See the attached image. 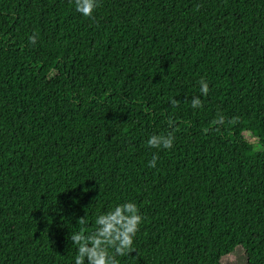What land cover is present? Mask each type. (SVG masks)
I'll return each mask as SVG.
<instances>
[{
    "label": "trees",
    "instance_id": "trees-1",
    "mask_svg": "<svg viewBox=\"0 0 264 264\" xmlns=\"http://www.w3.org/2000/svg\"><path fill=\"white\" fill-rule=\"evenodd\" d=\"M98 4L0 0V264H74L129 201L119 264H264V0Z\"/></svg>",
    "mask_w": 264,
    "mask_h": 264
},
{
    "label": "clouds",
    "instance_id": "clouds-1",
    "mask_svg": "<svg viewBox=\"0 0 264 264\" xmlns=\"http://www.w3.org/2000/svg\"><path fill=\"white\" fill-rule=\"evenodd\" d=\"M75 10L84 17H92L94 10L99 6L98 0H74ZM37 34L29 36L30 43L36 42ZM200 92L207 95L209 85L204 78L199 81ZM173 106L177 105L176 100H172ZM193 108L202 107L199 97L192 99ZM231 122V121H229ZM171 123V122H170ZM214 124H223L224 117L218 115L213 121ZM205 132L208 129H204ZM174 135L169 132L166 135H151L148 140V146L152 148L170 149L174 143ZM157 156L153 155L149 161V167H155ZM142 222V216L134 202H125L117 204L113 210L100 214L95 219V229L91 233H85L82 228L80 231L72 233L71 241L77 246V254L74 264H85L87 258L88 264H119L117 256L130 255L133 251V240ZM80 225L87 223L85 217L78 220ZM110 250H112L110 252Z\"/></svg>",
    "mask_w": 264,
    "mask_h": 264
},
{
    "label": "rangeland",
    "instance_id": "rangeland-1",
    "mask_svg": "<svg viewBox=\"0 0 264 264\" xmlns=\"http://www.w3.org/2000/svg\"><path fill=\"white\" fill-rule=\"evenodd\" d=\"M245 136L251 141H255V135L252 132H246ZM220 264H245V256L240 249H235L229 256L222 257Z\"/></svg>",
    "mask_w": 264,
    "mask_h": 264
}]
</instances>
